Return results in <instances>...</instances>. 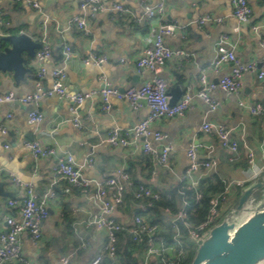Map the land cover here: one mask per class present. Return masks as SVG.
<instances>
[{"label": "crops", "instance_id": "1", "mask_svg": "<svg viewBox=\"0 0 264 264\" xmlns=\"http://www.w3.org/2000/svg\"><path fill=\"white\" fill-rule=\"evenodd\" d=\"M36 1L40 5L39 10L25 2L0 0V29L3 35L24 32L40 42L46 34L52 51V57L45 62L48 70L63 68L68 76L67 88L70 92L95 91L97 94L86 99L79 109L84 119L83 129L76 128L70 121V102L56 95L41 98L39 103L44 119L32 124L28 122V114L35 105L32 102L22 103L20 99L36 92V58L27 57L26 64L31 70L20 81L15 80L13 73L0 72V94L11 91L16 96L12 102L0 103V183L2 191L7 194L2 196L0 193V234L7 229V216H20L19 206L9 205L10 200H21L25 196V188L16 186L11 179L15 176L23 183L31 184L39 196L51 189L56 195L48 201L50 214L43 222L41 243L36 246L28 234L23 235V256L32 264H61V258L70 255L71 264H90L107 240L105 230L88 225L91 216L100 211L99 203L92 194L95 189L92 188L88 194L79 188L64 191L67 185L65 180L54 183L56 176L52 159L35 158L24 142L38 140L50 144L54 136L60 150L72 153L78 165H83L85 159L92 155L93 164L83 165L82 170L94 185L124 166L131 171L134 179L156 190L169 191L176 187L177 180L173 173L161 168L154 158L144 153L142 139L138 148L111 145L105 140L107 132L113 128L125 129L136 125L147 116L149 108L134 109L128 101L112 97V108L106 112L101 109L99 93L106 86L127 90L152 77L148 69L138 67L137 60L144 47L154 41L160 23L159 18L144 17V5H156L159 0H114L122 3L131 13L99 12L87 18L88 34L75 22V18L81 15L78 0ZM248 2L252 15L245 23L239 22L233 15L232 0L166 1L163 20H177L178 26L175 34L165 36V42L170 47L193 53L189 59L174 58L166 63L162 76L166 78L170 92L175 86L183 90L189 85L196 92L201 86L200 74L203 69L211 81H217L230 71L229 63L221 64L218 69L214 67L216 49L221 36L225 34L235 45L237 57L243 63L255 64L254 71L244 73L243 86L238 94L222 89L211 92L212 98L220 102L216 110L208 112L209 105L194 95L193 109L182 116L164 117L153 123L166 137L162 141L151 140V143L157 147L171 143L170 164L178 174L187 166L186 150L190 142L196 140L217 144L215 133L201 129L205 119L224 123L240 144V157L234 163L229 161L225 150L218 148L219 171L211 178L226 182L234 177H248L251 172L248 148L254 151L258 164L264 161V111L255 115L248 108L253 104L264 107V77H259L260 70H264V49L261 46L264 39V0ZM207 15L221 18V21L200 26L199 19ZM254 26H257V30ZM65 45H70L74 53L67 64L63 62L62 54ZM7 46H11V43L5 42L3 47ZM90 52L107 54L108 61L101 65H87L84 58ZM121 58L125 60L121 61ZM52 83L53 78L48 74L42 80V87L50 89ZM240 100L247 106L240 105ZM9 113L12 117H8ZM2 127L7 128V133L2 132ZM145 159H150L151 167L147 166ZM250 182L263 183L254 193L262 196L264 174ZM248 187H244L243 192ZM232 193L230 202L222 207L223 210L229 211L236 206L232 204L236 191ZM136 203L134 200L122 206L116 213L117 219L132 223ZM66 216L71 221H67ZM135 253L132 254L133 259Z\"/></svg>", "mask_w": 264, "mask_h": 264}, {"label": "built area", "instance_id": "2", "mask_svg": "<svg viewBox=\"0 0 264 264\" xmlns=\"http://www.w3.org/2000/svg\"><path fill=\"white\" fill-rule=\"evenodd\" d=\"M15 2H25L33 8L39 10L40 5L36 0H11ZM81 15L75 18L77 25L86 33H89L87 18L96 16L102 11L115 12L120 14H130V10L122 3L114 0H78ZM167 0H159L156 5L146 3L144 5V17L148 19L159 18L160 23L157 27V33L152 43L145 46L142 54L137 60L140 68H146L152 73L148 80L140 82L135 86L121 91L117 88L106 86L99 93L102 98L101 109L108 112L112 108L111 98L126 100L134 109L147 107L149 112L146 117L141 119L131 128H113L107 132L105 140L111 145H122L138 148L139 141L142 139V148L144 153L154 157L157 164L176 177L177 184H185L189 190H193L200 198V187L202 181L215 176L219 171L218 148L228 153L230 162H235L240 157V144L231 134L230 128L224 123L211 122L203 120L201 129L207 133H215L216 143H201L196 140L190 142L186 150L187 166L181 173H177L170 164L171 143L162 144L160 147L153 146L151 140L162 141L166 135L157 130L153 123L164 117L182 116L189 109L194 108V95L203 99L209 105V111L218 108L220 102L213 99L211 92L216 89H222L229 93L238 94L243 86V75L247 71H254L255 64L243 63L236 55L235 45L232 44L229 37L225 34L221 36L214 67L218 69L221 64L229 63L230 71L221 75L217 81L209 80L206 70L203 69L200 74V88L193 92L189 85L183 89L180 99L171 104V94L166 78L162 72L166 63L174 58L189 59L193 53L183 48L170 47L165 42V36L173 35L176 32L178 22L164 21V13ZM233 15L239 22H248L252 15V8L248 0H232ZM2 10L0 9V25ZM221 21V18H214L207 15L199 19L200 26L210 22ZM257 30V26H254ZM3 33L0 29V50L3 48ZM41 48L35 55L38 72L36 77V92L22 97V103L32 102L35 107L28 114V122L35 124L42 122L44 114L40 110V100L43 96H58L62 100L70 102V121L78 129L84 128V119L79 114V109L88 98H91L97 92H70L67 88V73L63 68H54L48 70L45 62L52 57L49 37L44 34L41 39ZM264 49V39L261 42ZM63 62L69 63L74 56L72 47L65 45L62 51ZM125 58H121L124 61ZM108 61L107 54H98L90 52L85 58L87 65H101ZM264 61V58H263ZM51 75L53 83L50 89L42 87V80L47 75ZM259 77H264V70H260ZM16 100L13 92L0 94V103L12 102ZM242 106H247L243 101H239ZM252 114L259 115L264 111L261 104L248 105ZM12 117V114H8ZM2 132L7 133V128L2 127ZM27 147L35 158H50L54 162L55 182L60 179L66 181L64 191L69 192L72 188H79L84 194H93L96 202L99 203L100 211L94 213L88 221V225L94 226L98 230H105L107 235L106 242L97 251L91 259L90 264H123L117 254V232L129 229L133 239L142 243L143 247L136 250L135 260L139 264H181L187 259V246H196L206 236L211 227L219 220L222 213V203L227 199L228 193H232L236 186L244 187L247 182L264 174V161L258 164L255 153L248 148L247 157L250 167L248 177H234L227 180L226 189L223 192L216 193L211 199L209 214L200 224H193L188 220L189 208L191 207L188 199L183 195L179 197L177 209L173 211L170 207L164 208V220L152 223L148 220L150 209L153 207L151 199L172 198L170 191H160L149 187L144 183L134 184L127 168L120 166L116 171L108 176L103 182L92 184V180L83 172V165L91 166L94 162L92 155L85 159L83 165H78L75 157L68 151L62 152L60 145L54 136L50 144H43L38 140H25ZM8 147V146H6ZM203 152V153H202ZM12 181L18 187H24V197L21 200L12 199L10 206H19L20 216L9 215L6 218L7 229L0 234V264H32L22 254V237L28 234L34 245H39L43 238L42 226L45 219L49 216L50 210L48 201L54 198V189L49 190L42 196H39L31 184L23 183L19 178L13 176ZM176 184V185H177ZM54 185V184H53ZM94 185V186H93ZM54 187V186H52ZM175 188V187H174ZM177 190V189H176ZM179 190V189H178ZM177 190V192H178ZM132 192L134 200H140L135 204L136 213L132 218V223H125L117 219V211L125 204V193ZM148 198V199H147ZM145 200V201H144ZM258 198L251 196L241 209V214L251 210ZM185 232H184V230ZM169 231L173 235L169 236ZM207 232V233H206ZM61 264H71V255L61 258Z\"/></svg>", "mask_w": 264, "mask_h": 264}, {"label": "water", "instance_id": "3", "mask_svg": "<svg viewBox=\"0 0 264 264\" xmlns=\"http://www.w3.org/2000/svg\"><path fill=\"white\" fill-rule=\"evenodd\" d=\"M2 40L10 42L11 46L0 50V72L13 73L15 80L20 81L31 70L26 64L27 57H35L41 42L24 32L4 36ZM170 93V102L175 104L183 90L175 86ZM262 186L263 183L256 182L244 190L236 206L226 212L199 242L190 264H264V193L251 210L238 216L248 199ZM0 193L7 195L2 191V183Z\"/></svg>", "mask_w": 264, "mask_h": 264}, {"label": "trees", "instance_id": "4", "mask_svg": "<svg viewBox=\"0 0 264 264\" xmlns=\"http://www.w3.org/2000/svg\"><path fill=\"white\" fill-rule=\"evenodd\" d=\"M2 44L4 45L5 41H2ZM146 155H149L152 158H154L150 154H146ZM145 161H147V166L151 167L150 159H145ZM232 163H234V162H232ZM130 176H131V173H130ZM131 179L133 180L134 184L142 183V182H139L138 180L134 179L132 176H131ZM252 184H253V182H247L244 187H248ZM226 185H227V182H224L222 180H219V179L215 180V178L213 179L211 177L207 178V179L202 181V184L200 187L201 196H200V198H197L195 192L193 190H189L185 184H182V183L177 184L176 187L174 186L175 188L173 187V188L169 189V191L172 194L171 199H168L166 197H163V198L158 199V200L151 199L153 201V207L150 209V213H149L150 216H148V220H150L152 223L163 221L164 217H165L163 214L164 208L170 207L173 211H175L177 209L179 197H182L181 191H183L184 192L183 195L188 199V201L191 204V207L189 208L188 220L195 225L200 224L206 219V217L209 214V209L211 206L212 197L216 193L225 191ZM244 187L236 186L233 189L232 192L236 191V196L233 199V203H232L233 205L237 204L239 197L243 192ZM176 189L177 190L179 189L178 192ZM230 195H231V193H228L227 199L222 203L223 206L227 202H230V200H229V199H231ZM256 196H257V198L261 197L259 195H256ZM233 197H234V195H233ZM133 201H134V199H133L132 192H126L125 193V204L123 206H125L127 203L130 204ZM139 201L140 200L135 199V202H139ZM129 209H130V205H129ZM221 211H222V213H221V216L219 217L218 221H220L222 216L228 210L222 209ZM66 220L71 221V218H67V216H66ZM183 230H184V228H183ZM184 232H185V230H184ZM168 235L171 236L173 234H172V232L169 231ZM142 247H143L142 243L136 242L133 239V236H132L131 232L129 231V229H124V230L117 232V254H118V256H119V258L123 264H139V263H137V261L135 259L132 258V254L136 250H140ZM195 250H196V246H189V247L187 246V256L188 257L186 260L182 261L181 264H190L192 259H193Z\"/></svg>", "mask_w": 264, "mask_h": 264}, {"label": "rangeland", "instance_id": "5", "mask_svg": "<svg viewBox=\"0 0 264 264\" xmlns=\"http://www.w3.org/2000/svg\"><path fill=\"white\" fill-rule=\"evenodd\" d=\"M254 197H256V198H257V196H256V195H254ZM234 207H235V206H234ZM234 207H233V208H234ZM238 216H242V214H241V210H240V212H239ZM206 233H207V232H206ZM189 246H191V245L189 244V245H188V247H189ZM194 254H195V253H194ZM193 257H194V256H193Z\"/></svg>", "mask_w": 264, "mask_h": 264}]
</instances>
